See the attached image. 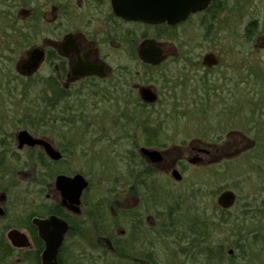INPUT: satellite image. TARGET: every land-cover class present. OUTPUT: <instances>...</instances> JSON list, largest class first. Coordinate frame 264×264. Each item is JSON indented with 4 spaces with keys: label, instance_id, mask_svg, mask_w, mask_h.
I'll return each mask as SVG.
<instances>
[{
    "label": "flooded vegetation",
    "instance_id": "flooded-vegetation-1",
    "mask_svg": "<svg viewBox=\"0 0 264 264\" xmlns=\"http://www.w3.org/2000/svg\"><path fill=\"white\" fill-rule=\"evenodd\" d=\"M165 1L170 0H0V38L3 37L4 42L14 40L21 52L30 48L18 71L25 80H36L45 85L48 113L57 112L58 121L65 113L84 114L86 104L83 101H87L88 108L95 110H98L97 103L111 101L113 106L115 103L121 105L126 115L133 112L153 119L173 112L182 104L188 105L194 113L219 109L229 114V125L235 126L232 120L240 117L245 80L244 66L241 63L236 70L240 60H233L228 54L229 35L241 25L240 17H235L227 7L233 0H210L204 10L189 13L185 20L174 24L167 21L147 24L128 19L132 11L143 4L160 8ZM250 25L253 27L251 22L242 24L240 31L243 35L247 34ZM149 43H153L158 51L150 63L140 57ZM152 84L158 86V91ZM147 94L153 97L151 101L145 99ZM58 121L49 124V129L66 126L57 124ZM150 122L148 124L145 120L136 125L140 128L145 148H161L170 142L171 146H181L186 142V139L182 141L177 137L164 139L161 134L165 131L164 126L158 128ZM25 131L33 138L47 142L60 157L58 160L47 157L43 147L37 145L17 147L18 132L11 138L0 137V170L5 163L2 159L17 163L24 153H27L26 163L32 162L38 168L37 162L42 159L45 164L35 174L40 189H33L34 182L20 180L17 181L18 187L12 184L7 189L0 185V264H42L45 243L33 220L50 217L67 225L57 250L58 264H99L100 254L98 257L97 254L89 256L80 250L86 211L96 223L100 222V227L103 224V235L98 227L99 237L112 255L125 259L124 264H154L151 262L153 253L135 250V245L147 236L153 238L164 233V213L161 210L166 197L160 192L166 190L150 180V176L157 174L164 165L166 174L176 170L182 176L185 165L208 166L221 160L219 155L214 156L206 150L219 144L203 138H196L193 142L206 149L193 148L189 158L166 161L163 151L155 149L160 152L162 160L152 163L140 154L138 160L129 164L131 171L128 175L133 180L139 173L132 172L138 169L144 181L136 178L139 186L131 183L127 189L128 193L139 195L138 207L125 213L115 209L112 217L119 222L121 217L128 228L116 237H105L112 224L110 214L113 207L102 203L105 199H88V186L79 198L78 213L71 211L56 188L58 176L80 174L69 167L70 156L66 147L56 145L50 136ZM11 146L14 150L9 151ZM43 188L46 191L44 197ZM153 190L156 194L150 197ZM229 208L217 206L220 212L219 216L214 215L217 224H225L221 215H226ZM202 214L209 218L208 213ZM148 222L153 224L147 225ZM157 230L162 234L156 235Z\"/></svg>",
    "mask_w": 264,
    "mask_h": 264
},
{
    "label": "rangeland",
    "instance_id": "rangeland-1",
    "mask_svg": "<svg viewBox=\"0 0 264 264\" xmlns=\"http://www.w3.org/2000/svg\"><path fill=\"white\" fill-rule=\"evenodd\" d=\"M227 7L235 17H240L241 22L239 29L229 35L228 54L233 60H240L236 70L241 63L244 66L245 80L240 117L232 120L235 126L229 125V114L219 109L194 113L192 108L182 104L175 107L173 112L157 115L153 119L148 115L137 116L133 112L126 115L121 105L115 103L113 106L111 101L95 102L98 110L88 108L87 101H83L86 104L84 114L65 113L62 120L58 121L57 112L48 113L45 85L36 80H25L18 71L30 48L21 52L10 47L12 42L9 45L1 37L0 133L3 136L0 137L7 139L19 130H28L34 135L52 137L59 147L64 145L70 156L69 167L78 171L89 183L86 197L92 201L107 200L102 203H109L113 207L110 217L114 215L115 209L125 213L138 207L139 195L127 192L131 183H138L136 178H143L144 181L141 171L136 168L132 173L139 174L133 178L134 181L128 175L131 158L133 161L138 160L139 149L145 147L137 124L145 120L149 124L151 121L150 124L158 128L164 126L165 131L161 133L164 139H186L181 146H171L170 142L164 147L154 148L163 151L166 161L189 158L193 148L206 149L193 142L196 138L219 144L206 150L214 156L219 155L220 162L210 166L185 165L180 183L174 182L170 173L166 174V165L161 166L160 171L149 179L165 189L160 193L164 197L171 196L169 201L177 202V205L182 206L183 203L185 207L186 199H193L195 210L191 213L192 218L206 221L201 223L206 227L208 240L211 244L224 245L226 256L232 259L224 264H264V241H261L264 237V0H233ZM249 22L253 23V31L248 39L246 33L243 35L240 30L242 24L247 25ZM152 86L158 87L156 84ZM183 95L187 96L186 93ZM56 120L57 124L66 126L59 129L54 126L57 130L49 129L48 125ZM10 150L14 148L11 146ZM25 154L17 163L2 159L5 163L0 170V185L10 189L12 184L17 185L20 180L34 182L33 189L41 188L40 181L35 180L38 168L32 162H25ZM15 170H18L17 174ZM225 190L232 192L235 198L230 211L221 215L226 221L220 225L215 222L214 215H220L218 199ZM45 195L44 189L42 196ZM161 211L165 217L164 209ZM202 213H208L209 218L203 217ZM84 218L87 221L81 234L80 250L89 256L97 254L98 257L100 254L102 258L97 261L99 264H124L125 259L112 255L100 239V222L96 223L94 218L87 215V211ZM112 218L105 237H116L120 231L128 228L121 217L120 222ZM181 219L185 220V215ZM165 223L162 225L165 226ZM103 227L102 224L101 235L104 233ZM158 231L156 235L162 234ZM255 233L259 239H253ZM182 246L177 238L166 237L163 233L153 238L147 236L143 242L135 245V250L153 253L154 260L151 262L154 264H204L201 257L191 259L184 256L180 252Z\"/></svg>",
    "mask_w": 264,
    "mask_h": 264
},
{
    "label": "water",
    "instance_id": "water-1",
    "mask_svg": "<svg viewBox=\"0 0 264 264\" xmlns=\"http://www.w3.org/2000/svg\"><path fill=\"white\" fill-rule=\"evenodd\" d=\"M210 0H170L160 4V8H151L148 4H143L138 9L132 11V16L128 17L129 20L139 21L144 23H160L167 21L168 24L181 22L187 16L195 12H200L206 8ZM165 5V6H164ZM153 43L147 45V49L141 52V58L145 62H152L158 51ZM34 54V53H33ZM147 100L151 101L153 97L150 94L146 95ZM16 140L19 148L23 146H41L47 153V157L58 160L59 153L53 150L49 144L41 139L33 138L27 131L22 130L17 133ZM141 156L149 160L148 162L158 163L161 162L162 157L158 151L141 148L138 151ZM171 178L175 182L182 179L181 174L173 170ZM87 179L81 174L73 175L72 177L58 176L56 178V188L61 193L64 204L68 203V208L74 213H78L76 208L79 205V198L84 190L88 188ZM234 195L230 191L224 192L218 199V204L224 208H229L234 202ZM33 223L38 227L39 236L45 243V250L42 253V264H58L57 255L63 240V236L67 230L65 222L56 217H50L47 220H33Z\"/></svg>",
    "mask_w": 264,
    "mask_h": 264
},
{
    "label": "trees",
    "instance_id": "trees-1",
    "mask_svg": "<svg viewBox=\"0 0 264 264\" xmlns=\"http://www.w3.org/2000/svg\"><path fill=\"white\" fill-rule=\"evenodd\" d=\"M252 31H253V27L250 25L248 27L246 34V37L248 39L250 37L249 35L252 34ZM11 42L12 44L10 45ZM6 43L9 44L10 47L19 49V46L16 45V42H14V40L12 41L7 40ZM131 162L134 163L132 158H131ZM170 198L171 196L163 198V202H164L163 209L165 211L164 221H166V223L164 224L165 226L162 229H164L163 231L166 237L177 238L179 240V243L183 245L180 248V252H182L184 256H188V258L191 259L201 257L204 260V264H224L227 261L232 260L231 258L226 256L224 245L211 244V241L208 240L207 238L208 235L205 232L206 227H204V224L201 223L203 221L205 222V220L201 218H191L192 220L191 224L190 223L186 224L182 222L183 225L180 223V225L177 226L176 218L175 217L173 218V216L170 214L172 208H174L175 205H177V202L169 201ZM190 202H192L193 205L195 204L192 198L190 199ZM225 219L226 218L223 217L222 222L226 221ZM255 238L259 239V236L256 233L253 236V239ZM261 241H264V237L261 239ZM122 250L125 251L126 249L123 248ZM60 257L62 259V255H60Z\"/></svg>",
    "mask_w": 264,
    "mask_h": 264
},
{
    "label": "bare ground",
    "instance_id": "bare-ground-1",
    "mask_svg": "<svg viewBox=\"0 0 264 264\" xmlns=\"http://www.w3.org/2000/svg\"><path fill=\"white\" fill-rule=\"evenodd\" d=\"M141 148H145V147H141ZM146 149H149V148H146ZM150 150H155V149H150ZM155 151H157V150H155ZM44 152H45V150H44ZM45 154L47 155L46 152H45ZM43 165H45V164H43L42 159L38 160V162H37L38 168L39 167H42ZM133 184H134V186H139V184L137 182H135V183L133 182ZM149 194H150V197H152V196H154L156 194V192L153 190ZM186 200H185L186 201L185 207L184 206H181V205H175V207L172 208V210H171V213L170 214L173 217L176 218V221H177L176 224H177V226H179L180 223H182V222L183 223H186V224H189V223L191 224V222H192V220H191V218H192L191 213L194 212L195 206L192 204V202H190V199H186ZM184 215H185V220H182L181 219V216L183 218ZM240 257H242V256H240Z\"/></svg>",
    "mask_w": 264,
    "mask_h": 264
}]
</instances>
